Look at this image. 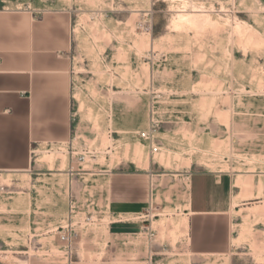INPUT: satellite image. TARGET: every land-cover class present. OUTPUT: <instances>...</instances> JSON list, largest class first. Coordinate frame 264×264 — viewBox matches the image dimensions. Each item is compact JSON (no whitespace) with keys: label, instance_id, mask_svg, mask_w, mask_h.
I'll return each instance as SVG.
<instances>
[{"label":"rangeland","instance_id":"obj_1","mask_svg":"<svg viewBox=\"0 0 264 264\" xmlns=\"http://www.w3.org/2000/svg\"><path fill=\"white\" fill-rule=\"evenodd\" d=\"M18 1L71 11L73 132L0 173V262L228 264L187 252L188 171L232 178L233 261L264 264V0ZM127 170L150 201L118 217L108 175Z\"/></svg>","mask_w":264,"mask_h":264},{"label":"crops","instance_id":"obj_2","mask_svg":"<svg viewBox=\"0 0 264 264\" xmlns=\"http://www.w3.org/2000/svg\"><path fill=\"white\" fill-rule=\"evenodd\" d=\"M51 4L0 0V173H26L33 154L72 138V15ZM184 174L187 252L209 259L229 256L228 264H239L231 253V212L248 200L237 203L239 193L226 174ZM149 180L145 171L111 172L110 213L133 216L147 206ZM29 248L43 250L36 234ZM5 253L0 242V254Z\"/></svg>","mask_w":264,"mask_h":264},{"label":"built area","instance_id":"obj_3","mask_svg":"<svg viewBox=\"0 0 264 264\" xmlns=\"http://www.w3.org/2000/svg\"><path fill=\"white\" fill-rule=\"evenodd\" d=\"M140 138L150 144L152 153H156L158 151L157 147H152L154 145V140L150 137L149 132L141 133ZM60 239L63 242H67L68 238L66 236H62Z\"/></svg>","mask_w":264,"mask_h":264},{"label":"bare ground","instance_id":"obj_4","mask_svg":"<svg viewBox=\"0 0 264 264\" xmlns=\"http://www.w3.org/2000/svg\"><path fill=\"white\" fill-rule=\"evenodd\" d=\"M136 150H137V149H136ZM138 151H139V150H138ZM135 152H136V151H135ZM54 161H55L54 159H51V160H50V166H51V167L54 166V164H55ZM42 163H43V162H42ZM66 163H67V160H62V165H63V166H62V165H61V166L64 167ZM145 167H148V166H144V168H145Z\"/></svg>","mask_w":264,"mask_h":264}]
</instances>
